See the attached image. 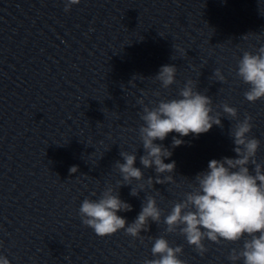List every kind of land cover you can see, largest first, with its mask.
Returning a JSON list of instances; mask_svg holds the SVG:
<instances>
[{"label": "clouds", "instance_id": "obj_1", "mask_svg": "<svg viewBox=\"0 0 264 264\" xmlns=\"http://www.w3.org/2000/svg\"><path fill=\"white\" fill-rule=\"evenodd\" d=\"M80 2L65 0L64 11H70L73 5ZM177 70L175 65H163L154 78L162 88L167 89L176 82ZM213 75L217 81L225 80L219 69H215ZM236 75L249 85L244 93L248 102L264 99V46L259 47L256 54L249 51L243 53ZM154 95L159 96L160 93L157 91ZM138 103L144 105L142 99ZM220 107L227 117L236 121L229 133L236 156L212 159L208 162L207 170L197 173L192 190L184 194L182 201L174 203L164 217L165 232L184 236L201 256L208 251L205 239L216 244L243 241L241 248L231 250L229 260L233 264L237 261L264 264V164L256 159L261 142L249 135L253 128L250 115L240 120L235 107L227 103ZM213 112V100L197 91L192 80L179 90L178 98L159 100L151 108L144 105L141 115L144 124L139 128V137L145 154L140 156V164L144 169H154L156 175L147 177L145 181L144 172L135 167L136 152L121 151L124 162L115 163L122 176V182H118L119 188L132 185L133 181L140 182L139 190L132 187L130 191V195L136 197L146 186L154 188L155 184L174 182L176 163L164 162L172 156V151L155 141H164L172 132L187 137L189 134L199 136L207 133L214 125L222 128L221 114ZM184 143V140L173 136L171 147L174 149ZM77 170L76 166H72L69 171L75 173ZM129 211H132V206L120 198L119 192L108 186L98 199L85 198L79 214L82 223L100 237L123 230L126 235L143 239L141 233L150 230L149 221L157 225L161 221L162 210L151 195L145 197L141 211L130 224L117 214ZM150 238L154 240L151 253L155 258L145 259L143 264H186L179 258L183 246H170L165 236ZM0 264H10V261L0 255Z\"/></svg>", "mask_w": 264, "mask_h": 264}]
</instances>
